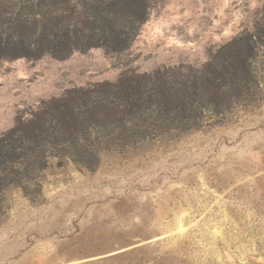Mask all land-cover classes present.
<instances>
[{
  "label": "rangeland",
  "instance_id": "1",
  "mask_svg": "<svg viewBox=\"0 0 264 264\" xmlns=\"http://www.w3.org/2000/svg\"><path fill=\"white\" fill-rule=\"evenodd\" d=\"M0 1L4 21L52 11L50 0ZM150 4L123 52L0 61V136L43 113L70 123L42 136L41 162L1 180L0 264H264V0ZM71 6L73 21L85 17L72 2L57 10ZM220 51L230 71L203 91L198 124L128 129L111 100L87 110L104 90L174 81Z\"/></svg>",
  "mask_w": 264,
  "mask_h": 264
},
{
  "label": "trees",
  "instance_id": "2",
  "mask_svg": "<svg viewBox=\"0 0 264 264\" xmlns=\"http://www.w3.org/2000/svg\"><path fill=\"white\" fill-rule=\"evenodd\" d=\"M50 1L52 11L48 14H24L19 10L10 14L7 21L2 19L7 7L0 1V61L20 57L37 59L47 54L65 57L72 52L86 51L93 47H101L107 52H123L138 35L151 9L150 0ZM70 2L75 11V6H81L85 14L83 19L73 21L72 6L70 12L57 10L59 5H69ZM249 42L246 43V48L252 51L254 46ZM225 55L220 51L211 62L174 81L156 75V83L154 80L140 78L120 85L112 92L104 90L102 94L92 98L90 105L88 102L87 110L92 113V105L108 110L106 100H111L113 116L118 117L122 113L129 117L130 125H127V121L124 123L128 129H139L149 124L162 126L176 123L177 127L198 124L207 105L204 98L210 97L204 95L203 91H207L211 82H215L219 76L230 71L226 65L228 62L222 61L225 60ZM229 65L242 69L245 77H248L250 68L247 58L236 56ZM69 105H64L60 112L64 114ZM77 110L84 112L81 106ZM47 117L45 113L37 115V118L32 117L23 126L0 136V183L15 167L17 169L24 164L22 160L28 159L26 166L31 162H41L45 157V149L41 146L40 139L47 130L55 138L65 135L70 124L66 122L67 119L64 122L61 117L53 125L52 122L47 123Z\"/></svg>",
  "mask_w": 264,
  "mask_h": 264
}]
</instances>
